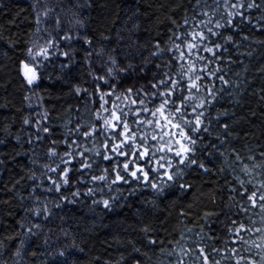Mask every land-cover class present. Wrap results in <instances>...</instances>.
I'll list each match as a JSON object with an SVG mask.
<instances>
[{
    "label": "snow or ice",
    "instance_id": "1",
    "mask_svg": "<svg viewBox=\"0 0 264 264\" xmlns=\"http://www.w3.org/2000/svg\"><path fill=\"white\" fill-rule=\"evenodd\" d=\"M4 7V0H0V8ZM32 7L34 27L25 33L28 40L19 41L24 45L23 57L16 65L24 84L29 89H42L45 80L52 82L51 88L57 83H67L75 66L74 44L81 45L93 84L92 91L80 84L74 86L73 90L88 100L84 115L72 127L68 126L72 121H66L62 134L57 133L46 107L35 120L23 119V125H30L31 130L26 133V139L19 133L13 138L29 145L25 152L32 154L29 159L38 155L37 148L43 149V161L32 159L33 165L41 164L42 171L38 175L27 170L28 179L38 181L29 192L32 207L25 209L31 218H22L16 231L0 240V248L7 247L6 241H15L13 255L20 257L28 240L39 234L44 222L54 216L49 201L36 195L38 188L59 196L58 201L52 202V208L59 209L65 202L75 204L87 194L94 197L90 201L93 207L102 205L105 211L118 207L117 201L121 199L123 202L129 197L135 199L138 190L147 188L152 191L153 208L158 209L157 201L167 198L170 190L178 189L179 196L194 189L187 177L218 173L231 176L230 180L224 179V184L233 203L225 205V209L236 218H229L228 224V239L233 243L227 248L213 247L211 251L216 255L230 252L234 264H264V151L258 153L260 160H257L251 148H246L248 154L244 156L231 146L229 138L238 135L232 127L236 123L235 112L217 107L224 100L221 95L226 91L224 86L233 83L226 78L223 66L225 58L232 60L231 55H225L227 46L239 45L237 36L248 39L245 29L249 26L264 32V0L261 3L195 0L191 9L183 10L180 22L170 17L166 39L162 42L154 38L148 56H141L139 63H133L135 57L127 52L117 58L112 54L116 49L109 52L96 34L88 32L85 25L88 17L81 13L91 9V0L83 4L72 0L66 11L63 4L57 11L40 0H33ZM253 9L260 13L259 19L251 14ZM64 21L68 27L63 26ZM100 36L104 41L110 39L103 33ZM8 43L15 47L17 42L8 39ZM227 95L229 103L236 99L233 92ZM43 100L44 96H38L37 104ZM261 100L264 101V96ZM214 123L217 128H213ZM4 131L6 136L13 135L8 128ZM257 208L259 213L255 212ZM135 211L141 217L142 242L137 246L135 239L129 240L132 252L137 255H132L128 264H147L152 249L165 257L175 256L168 264H185L186 257L188 264H196L193 256H198L201 264H219L215 259L210 260L203 243L195 244L198 250L195 253L192 248L180 246V240L169 241L177 247L166 250L159 226L140 209ZM180 214L191 215L183 208ZM213 214L217 213L205 212L203 218L207 221ZM200 227L203 230V225ZM252 233L257 234L255 239ZM180 237L184 241L191 239L183 232ZM44 242L47 244V239ZM246 245L252 246L247 249L249 254H240ZM75 246L73 240L72 247ZM253 249L257 250L255 257L251 255ZM48 255L64 257L65 264L71 260L65 248ZM124 259L121 254V260ZM71 264L75 261L71 260Z\"/></svg>",
    "mask_w": 264,
    "mask_h": 264
},
{
    "label": "trees",
    "instance_id": "2",
    "mask_svg": "<svg viewBox=\"0 0 264 264\" xmlns=\"http://www.w3.org/2000/svg\"><path fill=\"white\" fill-rule=\"evenodd\" d=\"M40 2L56 7L57 11H60L61 4L64 5L65 11L72 4V0ZM79 2L83 4L85 0ZM194 2L195 0H91V9L81 15L88 17L85 20L88 32L96 34L97 39L109 52L116 49L112 54L117 58L126 52L130 53L135 57L132 62L139 63L141 56H148L154 38L161 39L162 42L166 39L171 27L170 17H175L180 22V17L184 15L183 10L191 9ZM211 2L212 0H208V3ZM257 3H261V0H257ZM4 4L5 7L0 8V140H4V143L0 144V240H5L14 233L22 218H31V213L26 214L25 209L32 207L29 192L31 185L38 181L28 179L30 173L27 170L31 169L38 175L42 171L41 164L33 165L32 159L43 161V149L37 148L38 155L29 159L32 154H25L29 145L24 140L17 142L13 138L19 133L26 139V133L31 130L30 125H23V119L28 117L35 120L46 107L57 133L62 134L66 121H72V124L68 125L72 127L78 117L84 115L88 100L87 96L76 93L74 86L80 84L92 91L93 84L91 69L80 51L81 45L74 44L75 66L67 78L68 82L57 83L55 88H51L52 82L45 80L42 89H29L19 75L16 65L23 57L24 45L19 41L28 40L29 36L25 33L34 27L33 0H4ZM251 14L255 19H259L260 13L255 9L251 10ZM134 25H138V28ZM63 26L68 27L67 21L63 22ZM100 33L110 39L104 41ZM245 34L248 39L237 36L236 39L241 43L227 46L228 53L225 55H231L232 60L225 58L223 66L226 78L233 83L224 86L226 91L221 93L224 100L217 107H227L235 112L236 123L232 127L238 135L229 138L231 146L236 147L244 156L248 154L246 148H251L257 155V160H260L258 153L264 151V147H258L264 145V116L261 115L264 112V101L261 100L264 96V70H261L264 69V32L249 26L245 29ZM8 39L17 42L15 47L8 43ZM145 44L149 47L145 48ZM56 71L58 72V69ZM103 87L104 85H101V88ZM217 87H220L218 81ZM228 92H233L236 96L232 103H229ZM41 95L44 100L38 105L37 97ZM26 96L29 100H25ZM87 106L91 109V104ZM253 112L256 113L255 116L252 115ZM6 128L13 133L12 136H6ZM213 128H217L215 123ZM245 132L248 134L245 135ZM21 177L23 179H20ZM187 179L195 186L194 189L179 196L176 195L178 189L170 190L167 198L157 201L158 209L153 208L152 191L147 188L138 190L135 199L129 197L127 202L122 199L117 201L118 207L109 211L103 210L102 205L93 207L90 201L94 197L89 198L87 194L75 204L65 202L59 209H55L52 208V202L58 201L59 196L55 192L38 188L36 195L49 201V208L54 216L44 222L39 234L28 240L20 257L13 255L16 242L6 241L7 247L0 248V264H65L64 257L48 255L59 248H65L75 264H128L131 256L137 255L132 252L129 240L135 239L137 246L142 242L139 224L141 217L137 215L136 209L151 216L152 223L159 226L166 250H174L177 247L169 241L180 240V246L192 248L195 253L198 251L195 244L203 243L210 260L215 259L219 264H234L230 252L216 255L211 251L213 247L227 248L233 243L228 239V224L229 218L236 217L225 209V205L233 202L229 199L227 185L224 184V179L230 180L231 176L210 173L191 175ZM13 184L16 185L15 188L12 187ZM64 194L68 195V192L65 191ZM182 208L191 215L182 216ZM222 209L224 211H221ZM205 212L217 214H213L206 221L203 218ZM255 212L259 213L260 210L257 208ZM244 222L248 223L247 220ZM256 226H260L258 218ZM64 232L68 235L65 236ZM181 232L191 239L181 240ZM256 235L251 234L253 239ZM247 238L245 235V239ZM73 240L75 247H72ZM249 247L252 246H244L240 254L248 255ZM256 251L253 249L251 255L255 257ZM121 254L124 255V260H121ZM149 256L151 259L147 264H168L169 261L175 260V256L165 257L156 249H152ZM193 259L196 264H201L198 256H193ZM185 264H188L187 257Z\"/></svg>",
    "mask_w": 264,
    "mask_h": 264
}]
</instances>
